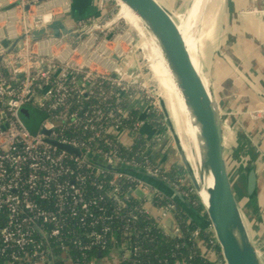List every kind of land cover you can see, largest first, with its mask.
Here are the masks:
<instances>
[{
    "label": "built area",
    "instance_id": "built-area-1",
    "mask_svg": "<svg viewBox=\"0 0 264 264\" xmlns=\"http://www.w3.org/2000/svg\"><path fill=\"white\" fill-rule=\"evenodd\" d=\"M41 1L19 0V5L25 9ZM97 2L106 9L104 16L69 25L86 28L105 17L110 21L92 28L76 47L54 36L32 41L31 29L13 49L0 39V264H78L73 251L93 249L119 250L125 260L127 251L139 248L118 244L114 222L122 221L125 235L133 231L137 212L158 227L178 213L174 201L158 203L163 193L153 183L128 171L144 169L178 189L187 182L182 177L172 183L170 168L151 160L152 154L166 152L170 140L165 129L158 130L160 123L167 127L165 117L159 118L165 115L159 88L144 74L143 50L131 37L130 24L108 6L109 0ZM127 41L137 57L125 50ZM26 105L45 114L37 132L22 119ZM132 109L141 112L134 123ZM149 125L145 159L125 154ZM180 190L189 198L194 187ZM132 198L142 204L128 213L125 224L124 209ZM202 230L213 228L192 233L201 254L227 264L215 234L207 247L199 238Z\"/></svg>",
    "mask_w": 264,
    "mask_h": 264
},
{
    "label": "water",
    "instance_id": "water-1",
    "mask_svg": "<svg viewBox=\"0 0 264 264\" xmlns=\"http://www.w3.org/2000/svg\"><path fill=\"white\" fill-rule=\"evenodd\" d=\"M129 6L143 21L150 34L160 47L173 79L184 99V102L192 116L193 123L199 129V141L203 171L213 176V185L207 187V201L201 191L205 186L200 182L190 168V163L181 149L182 162L187 169L190 181L195 193L205 208L208 221L222 249L227 264H264V240L256 235L249 203L257 185V174L254 168L246 173V179L242 181V170L239 168V159L232 156L231 141L234 138V125L231 121V110L226 105V97L223 87L217 89L209 80L206 68L203 69L209 80L207 87L202 74L197 69L185 36L177 23L179 12L175 11L165 0H121ZM108 18H103L102 25L108 23ZM101 24H93L86 28H75L62 17H54L45 24H36L29 31L32 41L41 40L47 36L64 38L72 47H76L92 28ZM131 26V31L138 37L137 45L143 47V38L140 31ZM25 36L22 34L13 39H1L2 43L10 44L13 49ZM202 45L199 47L201 48ZM143 50V48H142ZM202 52V50L200 49ZM201 54V53H200ZM140 63L144 74L151 86L158 87V83L152 78L148 61L143 53L139 52ZM2 56L0 55V60ZM121 66H124L123 64ZM136 66H129L132 72ZM160 91V88H159ZM161 95L165 113H168L164 96ZM34 113V120L29 113ZM169 115V113H168ZM21 116L28 128L37 129L45 117L30 105L21 109ZM59 146L69 151H76L72 147L60 144ZM128 171L141 173L157 180L158 188L172 196L190 217L204 224L205 217L197 211L189 198L182 191L158 176H154L144 169L129 168ZM151 182V181H150ZM178 230H176V233Z\"/></svg>",
    "mask_w": 264,
    "mask_h": 264
},
{
    "label": "crops",
    "instance_id": "crops-1",
    "mask_svg": "<svg viewBox=\"0 0 264 264\" xmlns=\"http://www.w3.org/2000/svg\"><path fill=\"white\" fill-rule=\"evenodd\" d=\"M165 1L180 13L187 9L190 2ZM20 7L19 0H0L1 39H13L10 34L14 35V29L10 30L11 27L3 21L7 22L18 16ZM45 9L56 12L69 23L102 17L106 10L101 8L97 0H49L45 2ZM205 11L204 20L209 19L213 25L210 15H215V28L218 31L224 29L222 53L224 59L235 64L236 75L232 89L236 98L231 96L225 100L231 110L235 131L231 152L235 159H239L242 181L246 179L249 169L254 168L256 171L257 185L250 198L249 210L256 235L259 239H264V0H208ZM162 157L169 168L182 159L175 151L163 154ZM186 179L191 186L188 175ZM200 213L206 220L204 224H200L201 227L208 228L210 223L205 208ZM161 227L166 234L175 236L179 229L176 216L164 219ZM128 243L125 242V245ZM129 254L126 258H129ZM120 255L119 250L99 251L94 264H121Z\"/></svg>",
    "mask_w": 264,
    "mask_h": 264
},
{
    "label": "trees",
    "instance_id": "trees-1",
    "mask_svg": "<svg viewBox=\"0 0 264 264\" xmlns=\"http://www.w3.org/2000/svg\"><path fill=\"white\" fill-rule=\"evenodd\" d=\"M132 114L134 116L133 123L138 117H141V112L138 109H132ZM149 117H153L151 113L148 114ZM160 119H164V114L159 116ZM131 122V121H130ZM129 128L134 125L130 124ZM165 126L161 123L158 125V130L163 131ZM150 132L151 126L145 128V132L140 134V136L132 144L131 148L125 149V154L129 156H134L140 161L145 158L142 154L143 150L146 148V137L145 133ZM153 163H160L163 166H168L167 162L164 161L162 154H152L150 156ZM134 173V172H132ZM137 176L144 178L147 181H151L154 185L161 184L157 180L150 178L141 173H134ZM170 181H174L186 177V169L183 165L175 164L167 172ZM190 185L188 181L181 186L180 189L188 188ZM157 187V186H156ZM158 188V187H157ZM127 189V185H125ZM161 190L162 198L158 199L159 204H164L168 201H174L178 205V213L176 215L179 233L175 236H170L166 234L162 227L156 225V221L153 218H149L147 214L138 213V217L133 222V231L131 233H123L122 231V221L118 219L114 222L115 230L114 237L121 244L123 241L129 242L131 246H136L139 250L136 253H132L129 258L122 260L121 264H216L213 260H210L201 254V248L198 247L196 238L192 236V233L199 227H201L199 222L193 220L189 214L182 208V206L176 201L172 196ZM189 200L197 209V211L202 212L204 206L200 201V197L195 193H191ZM142 204L141 199L132 198L127 202L125 206V224L128 218V213L131 210L138 211ZM207 217V215H206ZM213 231L202 230L199 234V238L204 241L207 247L210 245L209 240L213 235ZM125 236V237H124ZM217 251L220 252V245L216 246ZM99 251H105L101 249H93L87 252V254H82L78 250L73 251V256L78 261V264H87L90 260H94L98 255Z\"/></svg>",
    "mask_w": 264,
    "mask_h": 264
},
{
    "label": "bare ground",
    "instance_id": "bare-ground-1",
    "mask_svg": "<svg viewBox=\"0 0 264 264\" xmlns=\"http://www.w3.org/2000/svg\"><path fill=\"white\" fill-rule=\"evenodd\" d=\"M119 5H121L119 16L125 18V20L132 26H135L143 34L141 36L146 37L150 40V45L154 46L152 53L147 56L145 50L143 49V55H145L148 63L152 61L154 63L155 69V79L157 80L158 86L162 95H164L167 99V109L169 116L171 117L172 124L174 126L176 135L178 138L180 137L181 141L184 142V146H191L188 151L184 152L189 163L192 166L193 172L197 176L200 182L204 183V187L201 191L204 199L207 201L208 194L206 191L207 187H211L213 185V176L212 174L203 171L202 167V159H201V148L199 141V129L193 123L192 116L184 102V99L173 79L172 73L170 72L167 63L163 57V54L160 50V47L156 43L154 37L150 34L147 27L141 20V18L123 1L118 0ZM208 0H192L190 5L188 6L186 13L181 16L178 14V19L176 20L179 28L182 30L195 65L197 69L203 76L207 87L209 88V80L203 69V64L200 60V45H202V39L204 36V32L200 31L197 27L198 23H203L204 26L208 27L204 22L205 19V7L207 5ZM41 7V6H40ZM220 11V10H219ZM134 14L136 20H130L125 17V15ZM124 15V16H123ZM212 16L213 24L216 21V16ZM134 17V16H133ZM207 18L209 16H206ZM36 18V17H35ZM51 19V13L48 12H40L37 15L36 22L46 23ZM220 19V17H219ZM218 19V20H219ZM207 20V19H206ZM219 22V21H218ZM143 27H142V26ZM202 26V25H201ZM142 27V28H141ZM197 28V29H196ZM213 28V27H212ZM144 31H146L144 33ZM151 50V49H150ZM149 66V64H148ZM154 71L152 70V75ZM166 101V100H165ZM192 155V160L189 158Z\"/></svg>",
    "mask_w": 264,
    "mask_h": 264
},
{
    "label": "rangeland",
    "instance_id": "rangeland-1",
    "mask_svg": "<svg viewBox=\"0 0 264 264\" xmlns=\"http://www.w3.org/2000/svg\"><path fill=\"white\" fill-rule=\"evenodd\" d=\"M47 1H49V0H42L39 4H37L33 7L27 6L25 9H23V7H20L21 11H20V14H18V16L16 15V16L12 17L7 22L3 21L4 23H7L9 27H11L10 30L14 29V35L10 34V37L16 38L17 36L25 34L26 29L30 30L33 27H35L36 26V18H37V15L40 14V12H47V11L52 12L51 19L54 17H57L59 14H57L56 12L50 11V9H45V2H47ZM109 1L110 2H108V6L116 8L117 12H119V10L121 8V5H119V1L118 0H109ZM169 1L172 2V0H169ZM183 1L187 2V0H182V2ZM191 1L192 0H190L188 6L190 5ZM182 5H183V3H182ZM174 10L179 12L175 8H174ZM186 10H183L182 13L179 12V15L183 16L186 13ZM59 17H61V16H59ZM125 17L130 19V20H136V17L134 14L125 15ZM117 22L121 23L122 19L119 18ZM204 22L206 23V25L208 27L204 26L203 23H200V24L198 23L197 27L199 28L200 31L202 30V32H204L203 33L204 36L202 39V46H201L202 52L200 54V58H201L204 66L206 68V72L208 74L209 80L212 84H215V87L217 89H219L220 87H223L224 94H225L226 98L229 99L231 96H233V98H236L234 96V93H233L234 91L232 89V82L234 81V77L236 75L235 74L236 72L234 70L235 64L233 62L230 63L226 59H224V56L222 53L221 43H223L222 40H223V36L225 34L224 29L218 31L215 28L214 24L212 25V23H210L209 19L204 20ZM40 24H42V23H40ZM224 28H225V26H224ZM145 32L146 31H144V33ZM130 34H131V37H133L135 39V44H136L138 37L136 35H134V33L131 31H130ZM142 34H143V31L141 32V35ZM141 37L143 38V41L145 40L143 42V47H141V48H143L145 50V52L148 56L149 54L152 53L154 46L152 45V47H151V45H150L151 43H150V40L148 38L143 37V36H141ZM131 46H132V44H130L129 42L125 43V50L130 51L132 58L137 57V52H135L133 50V48H131ZM148 64H149V71H150L151 75H152V70L154 71L152 77L157 82V80L155 79L154 63L152 61H150ZM164 98H165L166 103H167V99L165 96H164ZM164 117L166 119V126H167L165 128V134L170 137V140L168 139L169 140L168 144L166 143L167 147L165 146L166 152L164 154H171L173 151H175L177 154H181V149L184 152L188 151L189 148L191 150V146L190 147L184 146L183 145L184 142H182L180 137L178 138V136L176 135L174 126L172 124L171 117L168 115V113H165ZM34 118L35 117L32 116L33 120H34ZM38 129H39V126L37 127V129H31V131L37 132ZM166 131H168L169 133ZM165 147H163V148H165ZM189 158L192 160V158H193L192 155H190ZM178 164L184 166L182 159H179ZM189 165H190L191 170L193 171L191 164H189ZM186 173L188 175L187 169H186ZM194 192H195V189H194Z\"/></svg>",
    "mask_w": 264,
    "mask_h": 264
}]
</instances>
